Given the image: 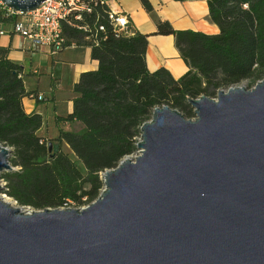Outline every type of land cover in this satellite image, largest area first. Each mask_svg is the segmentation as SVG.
<instances>
[{"label":"water","instance_id":"1","mask_svg":"<svg viewBox=\"0 0 264 264\" xmlns=\"http://www.w3.org/2000/svg\"><path fill=\"white\" fill-rule=\"evenodd\" d=\"M0 1L25 15L45 0ZM189 103L194 119L155 108L87 207L0 198V264H264V79ZM12 155L0 144V178Z\"/></svg>","mask_w":264,"mask_h":264},{"label":"trees","instance_id":"2","mask_svg":"<svg viewBox=\"0 0 264 264\" xmlns=\"http://www.w3.org/2000/svg\"><path fill=\"white\" fill-rule=\"evenodd\" d=\"M94 1L83 20L62 22L64 49L90 47L99 65L76 83L73 113L57 119L58 126L70 123L72 128H60L58 139L47 142L38 135L43 118L24 109L30 93L23 69L0 48V144L13 150L10 162L15 169L0 179L5 194L21 207L43 211L92 204L104 188L102 173L137 154L141 127L155 108L168 106L193 119L190 99L216 98L218 91L244 84L251 89L264 79V0H205L218 35L177 31L159 21L157 34L175 37L190 69L178 80L164 68L150 72L148 36L119 33L109 20L107 0ZM141 2L152 12L148 0ZM18 19L0 7L2 28L10 32Z\"/></svg>","mask_w":264,"mask_h":264},{"label":"crops","instance_id":"3","mask_svg":"<svg viewBox=\"0 0 264 264\" xmlns=\"http://www.w3.org/2000/svg\"><path fill=\"white\" fill-rule=\"evenodd\" d=\"M152 12H148L141 0H108L111 8L125 12L133 33L148 36L146 63L150 72L166 69L178 80L190 69L182 60L172 35H158L159 21L169 22L177 31H194L218 35L220 30L211 22L208 3L205 0L176 2L174 0H148ZM0 48L8 50V58L23 69V79L30 95L23 100L27 114H38L43 126L38 135L44 141L58 139L59 129L71 130L70 123L58 126V118H67L74 110V87L81 75L95 71L98 62L91 57L90 47L72 45L57 55L49 48L39 47L17 34H10L9 28H2ZM43 96L44 101L36 97ZM68 148L64 145V149Z\"/></svg>","mask_w":264,"mask_h":264},{"label":"built area","instance_id":"4","mask_svg":"<svg viewBox=\"0 0 264 264\" xmlns=\"http://www.w3.org/2000/svg\"><path fill=\"white\" fill-rule=\"evenodd\" d=\"M106 2L109 6L108 17L114 28L119 33L132 35L128 15L122 10L111 8L108 0ZM93 4H96L94 0H45L38 9L24 15L7 8L0 1V7L6 9L7 15L19 18L9 33L20 35L36 46L49 48L54 56L64 50L62 22L83 20L84 13L92 12ZM98 27V31H104V27ZM83 29L91 32L88 28ZM4 34L6 33L0 25V35ZM36 98L39 101L45 100L41 95Z\"/></svg>","mask_w":264,"mask_h":264},{"label":"rangeland","instance_id":"5","mask_svg":"<svg viewBox=\"0 0 264 264\" xmlns=\"http://www.w3.org/2000/svg\"><path fill=\"white\" fill-rule=\"evenodd\" d=\"M244 86L247 88V87H248V84H244ZM193 119H194V118H193ZM65 151H66V152H69V149L65 147ZM137 155H138V154H136V156H137ZM1 182H2L3 187L6 188V184L3 182V180H1ZM2 195L7 196V195L5 194V191H3V193L1 194V196H2ZM7 197H8V196H7ZM8 198H10V197H8ZM10 200H11L12 203H14V205H15L14 207H21V206H19V205L17 204V202H15L13 199L10 198ZM85 207H87V206H82V207H80V208H75V206H69V207H66L65 209H68V208H71V209H83V208H85ZM27 208H29L30 210H34V209L30 208V207H27Z\"/></svg>","mask_w":264,"mask_h":264},{"label":"bare ground","instance_id":"6","mask_svg":"<svg viewBox=\"0 0 264 264\" xmlns=\"http://www.w3.org/2000/svg\"><path fill=\"white\" fill-rule=\"evenodd\" d=\"M0 198H1V200H2L3 202H5V203H7V204H10V205L13 206V207L15 206L14 203H12L11 200H10V198H8L7 196L2 195V196H0Z\"/></svg>","mask_w":264,"mask_h":264}]
</instances>
